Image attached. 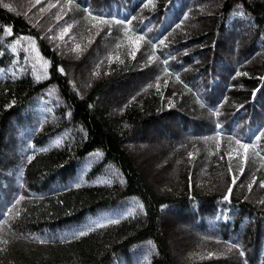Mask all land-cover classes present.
I'll use <instances>...</instances> for the list:
<instances>
[{
	"label": "trees",
	"instance_id": "obj_1",
	"mask_svg": "<svg viewBox=\"0 0 264 264\" xmlns=\"http://www.w3.org/2000/svg\"><path fill=\"white\" fill-rule=\"evenodd\" d=\"M213 1L152 0L145 7V0H0V264H264V159L251 151L244 159L228 140L235 133L250 143L264 127V0ZM85 9L134 17V31L164 46L142 42L130 57L122 29L94 26ZM54 24L71 25L64 39L54 36ZM20 36L35 39L47 69L23 47L12 52ZM97 49L78 85L69 68L76 71ZM144 76L118 106L107 98ZM217 107L219 115L210 113ZM217 122L219 149L203 139ZM158 125L168 137L186 134L174 144L183 184L166 182L161 190L128 149L134 135ZM258 150L264 156V140ZM19 195L25 199L6 217ZM95 216L118 223H93L74 239L88 228L79 222ZM164 216L193 237L182 259L168 243ZM231 243L241 245L243 258Z\"/></svg>",
	"mask_w": 264,
	"mask_h": 264
},
{
	"label": "rangeland",
	"instance_id": "obj_2",
	"mask_svg": "<svg viewBox=\"0 0 264 264\" xmlns=\"http://www.w3.org/2000/svg\"><path fill=\"white\" fill-rule=\"evenodd\" d=\"M34 1H36V3H40L43 0ZM212 2L214 6L216 2H214L213 0ZM51 6V4L47 5L46 9L50 8ZM46 9L44 8L43 10L39 11V14L36 13L35 17H38V19L35 20H41L43 15L45 14ZM54 20V23L59 22L57 16L54 17ZM49 25L50 23H48L47 26ZM54 26H56L55 28H57L55 29L56 34H54V36L60 39L59 36L61 35L62 30L65 27L58 28L59 24H54ZM68 33L69 31L63 34V39L68 35ZM103 45L107 46V43L105 42ZM99 53L100 50H95L90 60L88 59L82 62L79 61L81 63L75 60L80 64L78 65V68H76V71H73L69 68V75L76 80V83H78V85H84L83 77L86 74V69L89 68L88 64L91 63L93 59L97 58L99 56ZM71 60L74 61L73 59H69V61ZM148 78L149 76H144L140 80L138 79L131 81L129 85L126 86V88H123V90L121 89L122 92L119 93L115 92L114 90H110L107 93V98L111 102L116 104L117 98L119 99L121 97H124L123 95L133 91V89L139 84L148 81ZM116 106L118 105L116 104ZM169 123L177 125V122H175L174 120L170 121ZM149 131L150 132L148 133L142 132L139 135H134L132 137V143H130L128 146L129 151L136 157L143 174L158 190H161L166 182H170L171 184L178 182L182 185L183 183L179 178L182 174L181 172L183 162L181 159H175L176 150L174 144L176 143V141L186 137L185 132L179 133L177 136L168 137L165 134H162V129L159 125L153 126ZM118 210H120L121 215L125 214L124 207L119 208ZM97 217L98 216H95L94 218L87 217L85 219H82L79 223H82L84 227H88L96 222L95 218ZM164 222L166 223L165 227L167 229L168 243L175 255V258L178 260L182 259L185 252L190 250V246H192L193 244V237L187 232L180 229L177 225L172 224V222L169 221L168 216H164Z\"/></svg>",
	"mask_w": 264,
	"mask_h": 264
},
{
	"label": "snow or ice",
	"instance_id": "obj_3",
	"mask_svg": "<svg viewBox=\"0 0 264 264\" xmlns=\"http://www.w3.org/2000/svg\"><path fill=\"white\" fill-rule=\"evenodd\" d=\"M68 3L71 4V0H68ZM152 0H145V7H148L149 5H151ZM7 7V5H5ZM154 6V5H153ZM86 13V16L91 18L92 21L95 22L94 26L96 27H100V26H106L107 27V31L109 33H111L112 31V25H116L118 27V29H122L123 32V36L124 38L128 41L129 45L131 46V51H129L128 55L130 57H134L136 50L140 47L141 43H147L149 45L152 46L153 50L156 49L157 44H159L160 46H164V40L163 39H159L157 38L156 43H153L152 40L147 39V37L143 34V30H140V32H136L133 30L132 28V20L135 19L134 17L129 19V18H125V19H117L115 16H111V18H109L106 15H94L92 11H89L88 9L84 10ZM187 15V13H185V16ZM240 15H243V13H240ZM57 19H60L59 16H57ZM181 23H183V21H181ZM177 28L180 27L179 24L176 25ZM71 28V25H67L63 30L61 35L59 36L60 39H63V34L67 33L69 31V29ZM3 31L5 32L6 35H11L12 34V29L10 26H5ZM21 41H24L25 43L22 45ZM9 47L11 48L12 52H16L17 47H23L25 52H30L33 53V59L39 63L41 65L42 68L47 69L49 61H47L46 59H44L37 47H36V43H35V39L33 37L30 36H20L17 37L16 39H14V41L12 42V44L9 45ZM77 48L80 47V45H76ZM171 57H169L170 59ZM153 59H156L155 55L153 54V56H149L148 57V63H151L153 61ZM109 60H111V57H109ZM117 60L119 61V58L117 57ZM120 63H123V61H119ZM163 64L165 65L163 72L164 73H169V69L167 68V60L163 61ZM33 68H35V64L33 65ZM57 70L61 73H63L64 69L62 67H58ZM237 75H240V73H237ZM246 75V73H245ZM176 76V80L179 81L180 83H183V81H180L179 78V74H175ZM36 79L39 80L41 79L40 76H36ZM157 82L159 81V77L156 78ZM261 79H264V77H261ZM152 85H148V87H151ZM156 87L159 88V83L156 84ZM185 88H187V85H185ZM253 95H255V90L253 91ZM132 99L134 100L135 97H132ZM225 99H227L225 97ZM14 103V101H13ZM169 106H171V103L169 104ZM210 113L214 114V115H219V109L217 108H213V109H209ZM214 134L211 137H203L204 140H215V147L217 149L220 148V140L223 138L224 133H223V129L221 127V125L217 122L214 124ZM228 140L230 142H234V144L236 145V149L235 151L237 152V154H239L240 150H243V154H244V159L248 158V153L249 151L252 152L253 156L256 157H261V159H264V156H262L261 151L258 150V146L260 144V142L262 140H264V127H261L257 130L256 133H253L252 136L249 137V140L251 141L250 143H245L242 139H238L236 134L233 133L232 135L228 136ZM59 140L54 141V143L59 144ZM39 151L43 152L46 151V149L41 148L39 149ZM192 153H189V156H191ZM227 155L231 158V156L233 155V152L229 151L227 153ZM223 157H221L222 159ZM29 160L32 159V157H28ZM229 171H231V168H229ZM243 171V168H241V172ZM253 181H255V177H253ZM232 184H235V178H233L232 180ZM260 184L262 187H264V180L260 181ZM251 184H249V189H251ZM75 187H80L79 184H76ZM231 193H232V187L229 186L227 188V191L225 192V194L223 195L222 199L225 201L230 200L231 197ZM25 197L23 195H19L17 197L14 198V203L12 204V207L8 208L7 211L4 213V215L7 217L10 213H12L15 209L16 204H19L20 201L24 200ZM62 203V201H61ZM261 203H264V201H261ZM140 207L142 208L143 205H140ZM19 211L15 212L16 216H19ZM132 213L129 212V215H131ZM112 223H118V221L115 220H107L106 223H99V222H94L95 227L97 228H103L106 226V224H112ZM4 225V221H0V228H2V226ZM93 231V227H88L86 229V231H80L79 233H74L73 234V238L75 239L77 235L79 236H84L86 235L88 232ZM4 241H0V243H3ZM43 242V241H42ZM229 250L231 249H235L238 253V256L240 258H243L245 253L241 248V245L239 243H231L228 245ZM211 255V253H210ZM244 264H248L247 260L244 261Z\"/></svg>",
	"mask_w": 264,
	"mask_h": 264
}]
</instances>
